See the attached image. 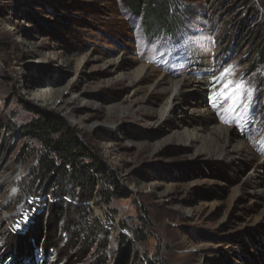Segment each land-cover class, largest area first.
Listing matches in <instances>:
<instances>
[{"label": "rangeland", "instance_id": "374dc122", "mask_svg": "<svg viewBox=\"0 0 264 264\" xmlns=\"http://www.w3.org/2000/svg\"><path fill=\"white\" fill-rule=\"evenodd\" d=\"M145 2L133 16L120 0H0V255L28 235L36 264H88L96 250L113 264L121 246L131 264H264V0H167L182 20L158 33L163 10ZM225 69L220 101L163 114L174 80ZM44 112L113 177L87 203L71 182L23 192L37 157L19 160L21 129ZM60 200L87 209L54 217ZM43 221L48 254L30 235Z\"/></svg>", "mask_w": 264, "mask_h": 264}, {"label": "trees", "instance_id": "16d2710c", "mask_svg": "<svg viewBox=\"0 0 264 264\" xmlns=\"http://www.w3.org/2000/svg\"><path fill=\"white\" fill-rule=\"evenodd\" d=\"M251 1L253 0H244V4L249 5ZM120 2L133 16L142 14V4L144 2L149 11L155 6H158V9H162L163 11H161V17L159 19L150 20V27L152 24L159 27L154 30V33L170 30V28L176 30L175 26L182 20L179 14L171 16L173 13L171 9L169 10L171 14L168 16V10H166L165 4L167 0H120ZM165 18L168 21H165ZM254 31L252 30L250 34L252 35ZM21 137L24 138L25 145L21 149L19 160L37 157L35 167L32 168L23 190L25 196L36 198L38 194H45L49 191L54 195L60 192L64 193L65 185L67 182H71L75 188L79 189L78 194L74 198H79L83 203H87L89 200H92L98 182L103 183L113 179L111 175L106 174L105 167L102 164L100 165L94 160L93 162L91 161L92 157L88 156L85 152L86 150L81 144L77 131L71 129L58 116L51 113H42L38 119L31 120L22 127ZM26 156L27 158L25 159ZM89 159L90 162L87 163ZM88 189H90V192ZM75 191L73 190L72 193L68 192L67 195L73 196ZM60 202L63 205L59 207L60 210H55L56 207L52 204L51 209L54 217L60 214L63 217L62 219H67L68 212L79 213V211L87 209V205L78 208L72 206L68 201L62 202L60 200ZM43 224L45 225L44 221L39 223L40 229L35 226L30 232V235L34 238L33 243L35 242V245L44 247V250L48 254L49 250L56 249L58 246L56 244V234H53L51 231L53 225L47 223L49 230L44 231L41 229L43 228ZM69 227L68 223L66 231L70 232V240L75 243L84 241L81 238V233H83L85 225H80L77 229H72V231ZM17 237L14 239V244L5 245V249L0 255V264H36V260L32 257L31 252H29L31 249L28 248L31 246L29 243L31 240L30 236ZM93 239L90 245H88V248L94 243ZM119 249V256L113 264H131V253L128 252V249H124L123 246ZM95 253V258L88 264H107L108 260L105 254L101 253L100 250H96ZM57 255L63 256L61 253ZM7 259L9 260L8 263ZM66 264L68 263L66 262Z\"/></svg>", "mask_w": 264, "mask_h": 264}, {"label": "bare ground", "instance_id": "6f19581e", "mask_svg": "<svg viewBox=\"0 0 264 264\" xmlns=\"http://www.w3.org/2000/svg\"><path fill=\"white\" fill-rule=\"evenodd\" d=\"M196 64L200 65L201 68H198L200 70H202L203 67H205V64H204L203 60L196 61ZM197 72L198 73H193L192 75L186 76L184 78H181V79H178V80H174L170 84L169 88L167 89V93H168V97L167 98L168 99H167L166 106L164 108V113L163 114L172 113L180 105L181 106H185L196 95H197L198 100H195V101H198V104L202 103L205 100V98L210 96V95L216 101H220L222 99L223 95H220V93L224 92L223 85L227 82L225 76H224L225 79L224 78L220 79L221 75H217L216 77H213V76L209 77L205 73H202V72H199V71H197ZM202 85H205V88H206L205 90H207L209 92L208 94H207V92L205 90H204V92H202V90H203L202 89ZM224 94H226V92H224ZM218 129H220V128H218ZM217 134H219V133H217ZM220 135H222V134H220ZM198 140H199V137L195 136V137L190 139V143L196 142ZM218 140H220V139H218ZM187 144H189V141L184 143V145H187ZM257 176L258 175L256 174L252 178L253 179H257Z\"/></svg>", "mask_w": 264, "mask_h": 264}, {"label": "snow or ice", "instance_id": "6c2138e0", "mask_svg": "<svg viewBox=\"0 0 264 264\" xmlns=\"http://www.w3.org/2000/svg\"><path fill=\"white\" fill-rule=\"evenodd\" d=\"M228 69L224 70V73L221 74L220 79L224 78V75L228 73ZM233 81L229 80L223 85L224 92H227L230 89V86L232 85ZM242 87V85H237L236 89H233L229 95L227 96V99H233L234 96H236L235 103L231 106L230 110H235L236 105L239 103V97L242 96V93H239V89ZM224 92H221L220 95H224ZM250 106V105H249ZM227 122V121H225Z\"/></svg>", "mask_w": 264, "mask_h": 264}]
</instances>
